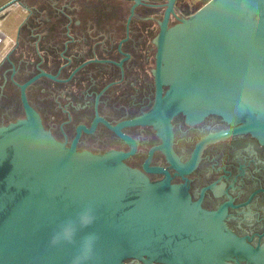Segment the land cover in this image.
I'll use <instances>...</instances> for the list:
<instances>
[{
    "label": "water",
    "instance_id": "water-1",
    "mask_svg": "<svg viewBox=\"0 0 264 264\" xmlns=\"http://www.w3.org/2000/svg\"><path fill=\"white\" fill-rule=\"evenodd\" d=\"M129 1L132 14L147 3ZM176 2L164 3L154 38L155 102L128 123L157 129L159 148L175 166L172 120L179 113L191 123L217 114L232 125L201 145L237 132L264 143V0H209L183 16ZM39 76L20 85L25 117L0 125V264H72L76 246H53L51 235L87 206L96 220L84 232L99 237L87 264H226L241 252L244 243L231 232L227 244L200 232L187 186L172 183L163 167L156 170L167 176L151 181L124 161L129 153L94 154L58 140L25 92Z\"/></svg>",
    "mask_w": 264,
    "mask_h": 264
},
{
    "label": "flooded vegetation",
    "instance_id": "flooded-vegetation-1",
    "mask_svg": "<svg viewBox=\"0 0 264 264\" xmlns=\"http://www.w3.org/2000/svg\"><path fill=\"white\" fill-rule=\"evenodd\" d=\"M165 2L147 0L133 14L129 0L13 2L26 14L0 51V125L25 117L20 85L40 75L25 92L58 140L94 154L129 153L124 161L151 181L167 176L156 170L163 167L172 183L187 186L200 232L219 244L231 232L244 243L226 264H264V143L237 132L201 145L232 125L217 114L191 123L179 113L172 120L175 166L159 148L157 129L128 123L155 102L154 38ZM176 11L186 15L177 2ZM176 22L172 15L170 25Z\"/></svg>",
    "mask_w": 264,
    "mask_h": 264
},
{
    "label": "clouds",
    "instance_id": "clouds-1",
    "mask_svg": "<svg viewBox=\"0 0 264 264\" xmlns=\"http://www.w3.org/2000/svg\"><path fill=\"white\" fill-rule=\"evenodd\" d=\"M96 220L91 206L81 209L74 218H68L58 225L52 233L50 243L53 246L74 245L76 254L72 257V264H87L94 258V250L99 237L95 232H84ZM80 233H84L80 235Z\"/></svg>",
    "mask_w": 264,
    "mask_h": 264
},
{
    "label": "crops",
    "instance_id": "crops-1",
    "mask_svg": "<svg viewBox=\"0 0 264 264\" xmlns=\"http://www.w3.org/2000/svg\"><path fill=\"white\" fill-rule=\"evenodd\" d=\"M11 0H0V7L10 2ZM191 1H199V0H191ZM26 14L25 10H21L16 6H10L5 11L0 14V23L7 33H10L12 29L15 28L17 23L24 17Z\"/></svg>",
    "mask_w": 264,
    "mask_h": 264
},
{
    "label": "trees",
    "instance_id": "trees-1",
    "mask_svg": "<svg viewBox=\"0 0 264 264\" xmlns=\"http://www.w3.org/2000/svg\"><path fill=\"white\" fill-rule=\"evenodd\" d=\"M209 0H199L196 2H199L196 7V2L191 0H177V6L179 9L186 15H190L197 11L200 7H202L206 2Z\"/></svg>",
    "mask_w": 264,
    "mask_h": 264
},
{
    "label": "built area",
    "instance_id": "built-area-1",
    "mask_svg": "<svg viewBox=\"0 0 264 264\" xmlns=\"http://www.w3.org/2000/svg\"><path fill=\"white\" fill-rule=\"evenodd\" d=\"M9 41V36L6 30L3 28L0 23V50L4 49Z\"/></svg>",
    "mask_w": 264,
    "mask_h": 264
},
{
    "label": "rangeland",
    "instance_id": "rangeland-1",
    "mask_svg": "<svg viewBox=\"0 0 264 264\" xmlns=\"http://www.w3.org/2000/svg\"><path fill=\"white\" fill-rule=\"evenodd\" d=\"M198 3H199V2H196V3H195V4H196V7H197ZM0 51H1V50H0Z\"/></svg>",
    "mask_w": 264,
    "mask_h": 264
}]
</instances>
